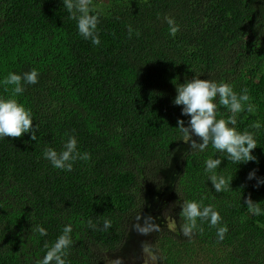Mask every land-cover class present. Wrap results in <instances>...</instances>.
Returning <instances> with one entry per match:
<instances>
[{"label": "trees", "instance_id": "obj_1", "mask_svg": "<svg viewBox=\"0 0 264 264\" xmlns=\"http://www.w3.org/2000/svg\"><path fill=\"white\" fill-rule=\"evenodd\" d=\"M90 6L99 16V45L79 34V13L64 0H0V80L39 72L38 83L16 97L39 125L37 140L30 133L0 139V264H36L68 224V264H105L125 248L134 217L150 206L147 193L165 188L164 171L174 165L166 201L173 226H159L148 240L156 264H264V215L246 204L251 198L264 209V185L247 178L252 170L264 178V0ZM165 16L174 18L176 33ZM195 76L248 90L236 127L255 135V161L238 165L211 144L200 152L182 140L177 121L189 117L173 103L176 85ZM13 87L0 84V97H11ZM229 115L219 106L217 118ZM69 136L90 158L66 172L43 151H60ZM210 157L222 160L216 171L228 182L219 193L205 172ZM190 200L213 205L221 222L198 218L185 236L181 204ZM218 227L228 229L223 240Z\"/></svg>", "mask_w": 264, "mask_h": 264}, {"label": "clouds", "instance_id": "obj_2", "mask_svg": "<svg viewBox=\"0 0 264 264\" xmlns=\"http://www.w3.org/2000/svg\"><path fill=\"white\" fill-rule=\"evenodd\" d=\"M64 2L69 11L75 9L79 13L78 16H73L77 20L79 34L90 40L92 44L99 45L101 43L98 35L99 16L93 14L90 0H64ZM164 20L170 26L173 34L178 31L179 26L176 25L174 18L165 16ZM132 31L131 26H129V36H131ZM38 79L39 72L32 69L22 75L10 72L3 80H0V84L14 86L11 97H0V139L22 137L24 134L30 133L31 140H37L39 125H33L34 118L31 109L18 102L16 97L25 92L26 85L37 84ZM176 92L177 95L173 103L182 106V116L189 117L187 122L178 119L176 128L183 137V141L191 142L192 150L203 152L211 144L216 151L226 153L227 159L235 164L240 165L256 160L253 155V150L257 148L255 135L249 131H238L236 127V116L242 111L244 102L250 99L247 89L238 94L234 91L233 86L228 83L217 82L213 79H201L200 76H195L184 83L176 85ZM219 106H224L231 113L227 119L217 118ZM247 110L251 112L253 110L252 106L249 105ZM253 127L260 128L262 125L257 122L253 124ZM193 137L199 138L200 142ZM77 144L76 137L69 136L60 151L46 147L43 151V157L55 169L71 172L75 161H86L90 158L88 153L78 151ZM221 163V159L211 157L205 161V172L208 174V181H211L212 186L218 193L228 187L226 179L222 175H218L216 171ZM247 178L249 180L256 179V187L264 185V178H258L256 170L250 171ZM246 204L253 215H264V209L259 206V203L253 202L251 198L246 201ZM181 209V213L187 221L182 226V232L185 236L191 235L193 229L197 228L198 218L201 221L207 220L210 226L213 227L217 226L222 220L213 205L204 206L202 201H184L181 204ZM136 219L135 228L141 234L147 235L150 232L159 230V225L153 221L152 217L144 218L143 225L139 223L141 217L137 216ZM88 225L92 228L96 227L91 220H89ZM110 226L111 221L105 220L104 228ZM37 231L41 236L47 235V230L42 226H39ZM227 231V227H218L217 235L221 240H223ZM71 233V224L65 225L62 234L56 241L50 247L46 245V254L36 264H68L67 250L73 244Z\"/></svg>", "mask_w": 264, "mask_h": 264}, {"label": "rangeland", "instance_id": "obj_3", "mask_svg": "<svg viewBox=\"0 0 264 264\" xmlns=\"http://www.w3.org/2000/svg\"><path fill=\"white\" fill-rule=\"evenodd\" d=\"M174 169L175 165L164 171L163 175L167 182L165 188L162 187L161 190L149 191L147 193L150 206L146 208L149 209V211L138 215L141 217L139 220L141 225H143L144 218L146 217H152L153 221L159 226L172 225L168 212H166L168 207H166V201L169 200L168 197L170 196L171 188L169 187V183L171 182ZM136 223L137 219H134V222L130 227V238L126 243L125 248L119 251L118 254L108 255L105 259V264H156L151 257L153 252L151 253L148 249V240L151 237L152 232L147 235L141 234L135 228Z\"/></svg>", "mask_w": 264, "mask_h": 264}, {"label": "water", "instance_id": "obj_4", "mask_svg": "<svg viewBox=\"0 0 264 264\" xmlns=\"http://www.w3.org/2000/svg\"><path fill=\"white\" fill-rule=\"evenodd\" d=\"M170 197V196H169ZM168 197V198H169ZM146 211H149V209H146V210H144L143 212H139L135 217H134V219H136V217L138 216V215H140V214H142V213H144V212H146ZM133 222H134V220H133Z\"/></svg>", "mask_w": 264, "mask_h": 264}]
</instances>
